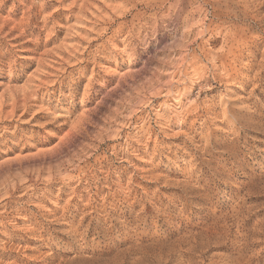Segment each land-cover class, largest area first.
Returning <instances> with one entry per match:
<instances>
[{
  "label": "rangeland",
  "instance_id": "rangeland-1",
  "mask_svg": "<svg viewBox=\"0 0 264 264\" xmlns=\"http://www.w3.org/2000/svg\"><path fill=\"white\" fill-rule=\"evenodd\" d=\"M0 264H264V0H0Z\"/></svg>",
  "mask_w": 264,
  "mask_h": 264
},
{
  "label": "bare ground",
  "instance_id": "bare-ground-1",
  "mask_svg": "<svg viewBox=\"0 0 264 264\" xmlns=\"http://www.w3.org/2000/svg\"><path fill=\"white\" fill-rule=\"evenodd\" d=\"M26 95V94H25ZM15 99V98H14ZM15 102V101H14Z\"/></svg>",
  "mask_w": 264,
  "mask_h": 264
}]
</instances>
